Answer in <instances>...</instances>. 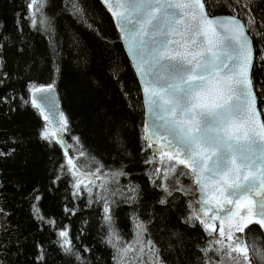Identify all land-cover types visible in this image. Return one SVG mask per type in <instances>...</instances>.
I'll return each instance as SVG.
<instances>
[{"label":"snow or ice","instance_id":"obj_1","mask_svg":"<svg viewBox=\"0 0 264 264\" xmlns=\"http://www.w3.org/2000/svg\"><path fill=\"white\" fill-rule=\"evenodd\" d=\"M250 2L244 5L249 13L245 25L239 18L238 0L236 5L230 0L223 4L219 0H102L115 18L142 87L147 113L142 131L143 150H151L153 158L145 163H153L157 156L161 163L165 158L170 162L166 168L156 167L149 174L153 185L165 194L158 203L167 205L168 197L174 193L190 196L193 185L199 192L198 199L188 205L185 223L191 227L201 225L210 237L205 246L199 247L203 264H254L253 257L258 264H264V246L257 248L246 242L253 231L260 232L264 239V78L253 71L257 52L247 30L254 23ZM46 6L47 0H27V19L34 29L48 33L53 56L58 57L57 26L45 11ZM219 6L234 9L236 15L214 14ZM71 9L73 15L87 23L86 10L79 0H71ZM23 18H18L17 24ZM0 40H7V36L0 35ZM3 48L4 43H0V49ZM258 59L259 66L264 68V48L260 49ZM4 63L0 56V69ZM121 69L116 61L112 71L118 82ZM55 72L60 73L58 65ZM7 78L8 73L3 72L0 84ZM55 88V82L30 86L31 104L44 120L57 117L55 130L45 126L40 137L50 145L63 147L67 165H61L60 172L72 176L73 197L83 194L84 185L89 204L103 203L105 242L116 250V264H129L126 258L130 251L143 255L145 250L151 257L150 264H169L162 249L151 239L138 249L120 246L113 207L118 201L114 197L119 196L127 204L139 203V185H120L119 177L128 175L123 168L96 176L104 166L94 158L95 173L89 171L88 175L95 178L87 182L79 178L84 173L78 172V167L85 163L78 166L69 156L67 140L61 133L72 136L79 145L76 151L80 156L88 154L83 150L81 137L72 135V121L60 110ZM121 90L130 95L126 85H121ZM2 99L7 102L9 98ZM15 152V147L0 150V157L7 158ZM88 167L91 169V165ZM170 176L175 187L167 182ZM185 176L193 183L184 184ZM96 178L103 181L98 185L99 193L93 192ZM60 179L58 174L52 183L57 184ZM113 184L114 188L109 186ZM65 211L74 215L77 209L65 205ZM38 218L44 222L42 214ZM133 219L140 238L148 232L147 224L138 215L134 214ZM48 223L56 225L54 218ZM69 231L68 226L59 228L56 243L78 264H90L73 244ZM83 250L91 252L87 245ZM45 258L44 247L39 245L38 259Z\"/></svg>","mask_w":264,"mask_h":264},{"label":"trees","instance_id":"obj_2","mask_svg":"<svg viewBox=\"0 0 264 264\" xmlns=\"http://www.w3.org/2000/svg\"><path fill=\"white\" fill-rule=\"evenodd\" d=\"M79 2L86 10L87 23L73 15L71 0H47L45 11L54 18L58 33L60 54L55 57L48 33L34 29L27 19V0H0V35L7 36V40H0L4 43L0 56L5 62L0 78L3 72L8 73L0 84V150L16 148L13 155L0 157L3 182L0 205L5 217L0 230V264H78L75 257L65 255L56 243L59 228L65 226L70 229L73 244L90 264H116L113 259L116 250L105 242L103 203L89 204L88 192L84 190L79 198L73 197L72 176L60 172V166L67 165L63 150L40 137L48 124L31 104L30 86L52 82L56 84L63 112L72 121V135L81 137L83 150L88 154L80 156L76 151L79 145L65 132L74 162L78 166L85 163L84 167H78V172L92 176L88 173H95L94 158L104 166L96 176L123 168L128 175L119 177L120 185H139V203L127 204L119 196L114 197L118 201L113 207L120 241L127 242L133 237L135 214L146 222L147 238L162 249L169 264H203L199 247L205 246L210 237L201 225L191 227L185 223L188 205L196 201L194 185L190 196L174 193L168 197L167 205L158 203L165 194L153 185L149 175L157 167L158 159L145 163L153 158L151 150H143L142 91L115 18L102 0ZM219 2L223 4L224 0ZM230 2L237 4V0ZM246 2L238 0V7L239 18L248 25ZM250 8L251 13L256 10L264 15V0H251ZM214 14L236 15V11L219 6ZM21 16L24 18L17 24ZM247 30L257 52L254 74L264 78V68L259 66L258 59L264 37L258 33L255 20ZM116 61L122 65L119 82L112 71ZM57 65L59 74L55 72ZM121 85L127 86L130 95L123 94ZM5 96L9 98L7 102L2 99ZM58 174L61 179L53 184ZM99 180L101 184L103 181ZM98 185L93 188L94 193L101 191ZM37 195L41 197L39 200L35 199ZM65 205L76 208V213L66 212ZM41 214L45 218L43 223L38 218ZM53 218L55 227L48 223ZM261 235L253 231L246 242L260 248L264 246ZM39 245L44 247L45 260L38 259ZM84 245L91 252L84 251ZM253 260L258 264L255 257Z\"/></svg>","mask_w":264,"mask_h":264},{"label":"rangeland","instance_id":"obj_3","mask_svg":"<svg viewBox=\"0 0 264 264\" xmlns=\"http://www.w3.org/2000/svg\"><path fill=\"white\" fill-rule=\"evenodd\" d=\"M252 14H253L254 20L256 22V29H257L258 33L264 37V15L262 13H260L259 11H256V10H253ZM69 156H71L73 158V156L71 154H69ZM169 163L170 162L167 160V158H165L163 163H161L160 158H158L157 167L166 168ZM161 175H163V172L161 173ZM79 178L84 179L85 182H87L89 179H93L95 177L82 175ZM99 182H100V180L98 178H96L95 179L96 185H98ZM167 182L169 184H171L173 187L176 186L175 180H173L171 178V176L169 177V180ZM183 183L184 184H192V181L188 177L185 176V177H183ZM81 188H82V190L87 191V188H85L84 185H81ZM0 229H2V227H0ZM136 233H137V228L135 225V233H134L133 238L127 242L119 241L120 246L127 247L128 245H131L132 248L138 249L140 247V244L143 243L144 241H146L148 238H147L146 234H143L142 237L138 238ZM126 259L129 261V264H146V261L148 262V264H150L151 257L149 255H147V250H145V254H143V255L139 254L138 252L130 251L129 255Z\"/></svg>","mask_w":264,"mask_h":264},{"label":"water","instance_id":"obj_4","mask_svg":"<svg viewBox=\"0 0 264 264\" xmlns=\"http://www.w3.org/2000/svg\"><path fill=\"white\" fill-rule=\"evenodd\" d=\"M123 46H124V44H123ZM124 50H125V52H126V55H127V50H126V47L124 46ZM127 57H128V59H129V61L131 62V58L127 55ZM131 64H132V62H131ZM137 79H138V77H137ZM138 82H139V79H138ZM140 85V84H139ZM140 88H141V91H142V87H141V85H140ZM55 95H56V99H57V102H58V104H59V108H60V110L61 111H63V106H62V101H61V98H60V95H59V93H58V91H57V89L55 88ZM142 96H143V91H142ZM56 120H57V117H55L54 115L50 118V120L49 121H47V123L49 124V128L50 129H53V130H55V124H56ZM147 120V113H146V109H145V121ZM64 137H65V139H66V136H65V133H61ZM67 140V139H66ZM67 144H68V152H69V150H70V145H69V143H68V141H67ZM62 150H63V147L60 145V144H57ZM63 152H64V150H63ZM197 199H198V197H199V192L197 191ZM198 207H199V205H198ZM219 226V222H217V227Z\"/></svg>","mask_w":264,"mask_h":264},{"label":"bare ground","instance_id":"obj_5","mask_svg":"<svg viewBox=\"0 0 264 264\" xmlns=\"http://www.w3.org/2000/svg\"><path fill=\"white\" fill-rule=\"evenodd\" d=\"M0 208H1V205H0ZM133 233H135V229H134ZM133 236H134V234H133ZM132 238H133V237H132ZM132 238H131V239H132ZM129 241H130V240H129Z\"/></svg>","mask_w":264,"mask_h":264},{"label":"flooded vegetation","instance_id":"obj_6","mask_svg":"<svg viewBox=\"0 0 264 264\" xmlns=\"http://www.w3.org/2000/svg\"><path fill=\"white\" fill-rule=\"evenodd\" d=\"M217 229H219V227ZM217 235H218V232H217ZM241 235H243V234H241Z\"/></svg>","mask_w":264,"mask_h":264}]
</instances>
